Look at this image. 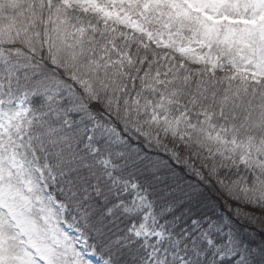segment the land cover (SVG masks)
<instances>
[{"label": "snow or ice", "instance_id": "obj_1", "mask_svg": "<svg viewBox=\"0 0 264 264\" xmlns=\"http://www.w3.org/2000/svg\"><path fill=\"white\" fill-rule=\"evenodd\" d=\"M0 264H264V0H0Z\"/></svg>", "mask_w": 264, "mask_h": 264}]
</instances>
